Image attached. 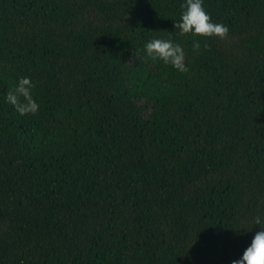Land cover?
<instances>
[{
    "label": "trees",
    "instance_id": "16d2710c",
    "mask_svg": "<svg viewBox=\"0 0 264 264\" xmlns=\"http://www.w3.org/2000/svg\"><path fill=\"white\" fill-rule=\"evenodd\" d=\"M181 3L0 0V264H231L251 242L264 0H204L223 39L180 37ZM154 37L189 72L148 57ZM20 76L35 115L3 102Z\"/></svg>",
    "mask_w": 264,
    "mask_h": 264
},
{
    "label": "clouds",
    "instance_id": "9594fccd",
    "mask_svg": "<svg viewBox=\"0 0 264 264\" xmlns=\"http://www.w3.org/2000/svg\"><path fill=\"white\" fill-rule=\"evenodd\" d=\"M180 17L174 21V29H178V35L185 37L225 38L229 33V26L224 23L214 22L211 14L205 7L204 0H183L180 5ZM205 42L204 47H207ZM193 49H200V40H194ZM143 49L148 57L159 59L164 65H170L178 73L189 72L186 63L185 47L180 42H175L171 37H154L148 39ZM36 83L30 76H20L16 83L9 87L3 102L11 105L21 116L35 115L40 111V103L34 96ZM255 226L259 230L253 235L251 242L244 248L242 254L232 260L231 264H264V218L256 216Z\"/></svg>",
    "mask_w": 264,
    "mask_h": 264
}]
</instances>
